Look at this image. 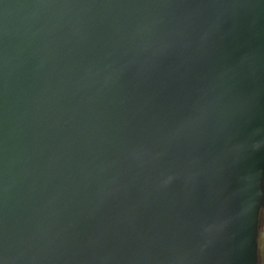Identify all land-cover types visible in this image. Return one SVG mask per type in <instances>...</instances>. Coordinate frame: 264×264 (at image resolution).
<instances>
[{"label":"water","instance_id":"95a60500","mask_svg":"<svg viewBox=\"0 0 264 264\" xmlns=\"http://www.w3.org/2000/svg\"><path fill=\"white\" fill-rule=\"evenodd\" d=\"M264 0H0V264H260Z\"/></svg>","mask_w":264,"mask_h":264},{"label":"flooded vegetation","instance_id":"af4514ba","mask_svg":"<svg viewBox=\"0 0 264 264\" xmlns=\"http://www.w3.org/2000/svg\"><path fill=\"white\" fill-rule=\"evenodd\" d=\"M259 248H260V254H261V263L264 264V219H263V227L260 231L259 235Z\"/></svg>","mask_w":264,"mask_h":264}]
</instances>
